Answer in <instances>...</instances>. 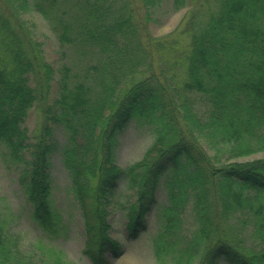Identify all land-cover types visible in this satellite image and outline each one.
<instances>
[{"label": "trees", "instance_id": "obj_1", "mask_svg": "<svg viewBox=\"0 0 264 264\" xmlns=\"http://www.w3.org/2000/svg\"><path fill=\"white\" fill-rule=\"evenodd\" d=\"M6 1L17 8L29 5L27 0ZM158 1L142 0L147 7ZM191 1L173 3L180 7ZM58 5L71 19L64 30L73 25L78 41L95 46L107 59L91 66L98 73L92 84L90 73L71 86L62 81V92L48 105L41 134L29 149L20 123L37 98L29 79L33 62L19 45H10L11 38L5 43L0 142L10 160L22 165L17 179L32 220L50 238L65 229L50 198V159L60 147L81 202L86 193H94L95 218L85 214L82 247L91 264H111L123 253V243L109 235L104 219V205L120 180L134 194L127 240L146 229V210L157 202L160 186L165 189L164 222L154 239L159 264H167V256L170 264H264V159L222 162L220 157L258 148L253 141L264 126V0H215L204 17L193 12L182 83L164 75L132 77L148 65L149 55L123 3L33 0L32 8L59 21L57 14L52 16ZM43 66L48 74V65ZM132 118L151 124L155 139L139 160L121 167L113 159L116 135ZM52 123L66 128L65 145L54 138ZM187 207L194 225L190 232L182 220ZM7 222V216H0V264L63 263L59 254L39 256L20 249Z\"/></svg>", "mask_w": 264, "mask_h": 264}, {"label": "rangeland", "instance_id": "obj_2", "mask_svg": "<svg viewBox=\"0 0 264 264\" xmlns=\"http://www.w3.org/2000/svg\"><path fill=\"white\" fill-rule=\"evenodd\" d=\"M29 5L17 8L6 0H0V55L5 54V43L12 39L11 46L19 45L26 55L32 59L34 72L29 75L30 84L36 91L37 98L29 107L20 125L26 131L29 149L41 134L46 122L48 105L54 103L62 92V81L71 86L74 80L83 79L90 73V83L94 81L96 70L92 65L101 66L107 59L106 55L95 46L87 47L78 41L75 27L64 30L71 19L63 15V6L58 5L52 16L57 14L59 21L48 19L33 9V0ZM61 1V0H59ZM174 0H159L155 5L147 7L142 0H117L124 4L126 14L137 25L139 40L148 52V65H141L132 75L134 79L148 75L167 76L170 82L182 83L186 79V61L184 58L190 43V32L187 22L194 13L204 17L208 10L214 9L215 0H193L180 7H175ZM74 16V14H72ZM4 36H9L4 38ZM16 40L18 43H16ZM44 64L49 67L48 74ZM64 67H67L65 74ZM48 75V76H46ZM96 79V78H95ZM49 123V122H48ZM52 133L60 145L67 143V130L63 125L52 123ZM256 150L247 155L231 156L221 154V161H247L264 159V126L258 131ZM155 139L152 125L132 118L116 135L114 161L126 167L139 160ZM203 146L212 153L204 140ZM26 149L25 155L30 156ZM63 155L55 148L50 159V190L52 207L62 214L65 229L61 234L50 238L32 220L30 205L25 199L23 189L17 176L22 165H16L10 158L6 147L0 142V216H7V226L16 236L20 249L31 251L36 255L47 252L48 255L59 254L62 264H91L82 253L85 238L84 221L86 215L93 220L92 206L95 203L94 193H86L81 197L70 176V171L62 161ZM134 201L133 191L124 180L118 181L114 195L104 205V219L108 223L111 237L123 243L121 255L112 260L111 264H159L155 254L154 239L164 222L162 208L167 203L165 189L160 186L157 202L145 213L147 227L137 238H125V224L128 218L129 205ZM86 211V213H85ZM182 220L187 232L193 225L192 215L188 207L182 213ZM66 230V231H65ZM246 243H250L246 240ZM46 257V256H45ZM167 264H170L167 256ZM225 264V263H221Z\"/></svg>", "mask_w": 264, "mask_h": 264}]
</instances>
